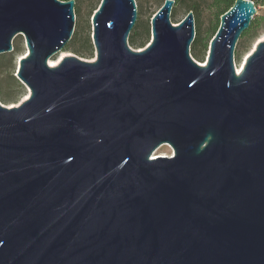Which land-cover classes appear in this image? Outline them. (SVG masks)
Listing matches in <instances>:
<instances>
[{
    "label": "water",
    "instance_id": "obj_1",
    "mask_svg": "<svg viewBox=\"0 0 264 264\" xmlns=\"http://www.w3.org/2000/svg\"><path fill=\"white\" fill-rule=\"evenodd\" d=\"M174 4L133 50L135 0H101L94 60L51 67L74 0H0V55L23 37L28 91L0 104V264H264V40L234 59L255 5L220 16L201 65Z\"/></svg>",
    "mask_w": 264,
    "mask_h": 264
},
{
    "label": "trees",
    "instance_id": "obj_2",
    "mask_svg": "<svg viewBox=\"0 0 264 264\" xmlns=\"http://www.w3.org/2000/svg\"><path fill=\"white\" fill-rule=\"evenodd\" d=\"M60 1H68V0H60ZM161 1V0H160ZM175 2L171 14L170 19L174 23L175 18L177 17V7H184L188 10V12H192L193 16L196 18V23L194 24L195 36L194 40L190 46V55L199 60H203L205 53L208 51V45L214 34L216 33L220 16L227 12L235 0H210V7L214 8L215 12L214 23L210 28V34L208 37H203L200 33L199 27L197 26L199 13L201 11V6L203 0H173ZM254 3L255 8L264 7V0H250ZM74 15L75 17L80 13V0H74ZM162 4L164 0L161 1ZM99 5V4H98ZM93 9V11H95ZM93 11L90 12L89 17L92 16ZM187 12V13H188ZM257 12V11H256ZM264 23V17H261L257 21H253L252 25L249 27L247 31L242 34L243 37L252 38L254 36V31L256 28ZM264 26V25H263ZM80 31L79 29L73 31L72 37L70 41L66 44L63 51H69L77 55L79 58L90 59L94 55V47L91 41V32H87L84 38L79 40ZM150 40V28L148 23H141L140 21H136L132 31L128 37V44L130 46H135L139 48H143L147 42ZM21 51L20 47L16 44H13V51L11 53L0 55V100L3 102L13 101L14 98L22 95L24 92L23 86L17 82V80L10 74L8 75V69L12 67L15 63V55ZM15 90L13 93L7 94L6 91Z\"/></svg>",
    "mask_w": 264,
    "mask_h": 264
},
{
    "label": "rangeland",
    "instance_id": "obj_3",
    "mask_svg": "<svg viewBox=\"0 0 264 264\" xmlns=\"http://www.w3.org/2000/svg\"><path fill=\"white\" fill-rule=\"evenodd\" d=\"M101 0H80V13L78 16L75 17L74 21V31L79 29L80 36L79 40L81 38H84L87 34V32H91V24L89 17L90 12L93 11V9L97 8ZM162 1V0H161ZM160 0H135L136 6H137V20L141 23H148L150 28V20L152 16L159 10V8L162 5V2ZM211 1L210 0H203L201 11L199 13V18L197 22V26L199 27L200 33L203 37H208L210 34V28L212 27L214 23V8L210 7ZM256 14L254 15L250 26L252 25L253 21H257L261 17H264V7H258L256 9ZM94 12V11H93ZM188 10L184 7H177V17L174 20V24L180 22L187 14ZM172 22V21H171ZM173 23V22H172ZM196 23V18L194 16V24ZM264 23L260 24L256 30L254 31V36L252 38L248 37H240V39L237 42L235 53H234V59H235V68L242 69L246 58L249 56L251 51L253 50L254 46L264 40ZM13 44H16L18 47H20L21 51L15 55V63L12 65L11 68L8 69V75H12L19 84H21L18 79L15 77L17 72V62L20 58L24 57L25 55V46H24V39L22 36H16L13 40ZM128 46L133 50H142V48L135 47V46ZM208 52V51H207ZM207 52L205 53L203 60L192 58L199 64L203 65L206 62L207 58ZM69 55H75L72 52L69 51H62L58 54H56L52 60L57 62V64L65 57ZM77 56V55H75ZM78 57V56H77ZM94 55L90 59L81 58L85 61H93ZM56 64V65H57ZM22 85V84H21ZM23 86V85H22ZM24 92L22 95L18 96L17 98H14L13 101L9 102H3L0 100V104L6 107H12V106H18L21 102H23L27 96L28 91L23 86ZM15 90H8L6 91L7 94L13 93ZM156 154V155H155ZM153 155L157 156H165V157H171L173 155V150L168 145H162L159 148L155 150Z\"/></svg>",
    "mask_w": 264,
    "mask_h": 264
},
{
    "label": "bare ground",
    "instance_id": "obj_4",
    "mask_svg": "<svg viewBox=\"0 0 264 264\" xmlns=\"http://www.w3.org/2000/svg\"><path fill=\"white\" fill-rule=\"evenodd\" d=\"M56 64H57V62H55L54 60L49 61V65H50L51 67L56 66ZM240 71H241V69L236 68V72H237V74H239ZM155 155H156V154H155ZM155 155H153L154 158L156 157ZM161 157H165V156H162V155H161Z\"/></svg>",
    "mask_w": 264,
    "mask_h": 264
}]
</instances>
